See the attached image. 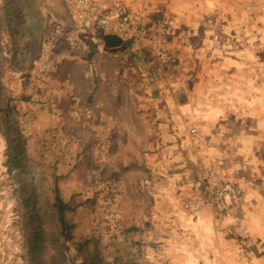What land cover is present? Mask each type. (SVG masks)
Segmentation results:
<instances>
[{"label": "rangeland", "instance_id": "374dc122", "mask_svg": "<svg viewBox=\"0 0 264 264\" xmlns=\"http://www.w3.org/2000/svg\"><path fill=\"white\" fill-rule=\"evenodd\" d=\"M97 1L164 21L171 60L154 37L107 49L101 30L77 33L66 0H0V264H42L31 240L55 186L75 208L65 264L84 240L96 264H217V228L229 261L246 258L235 218L264 193V0ZM208 171L243 189L230 216L184 206L211 201Z\"/></svg>", "mask_w": 264, "mask_h": 264}, {"label": "built area", "instance_id": "2783aa9c", "mask_svg": "<svg viewBox=\"0 0 264 264\" xmlns=\"http://www.w3.org/2000/svg\"><path fill=\"white\" fill-rule=\"evenodd\" d=\"M66 5L77 33L87 34L99 29L105 35L117 34L119 36L121 34L136 40L139 39L141 42L151 40V37H154L153 41L156 39H160L159 42L162 41L163 55L171 60V57L166 54L167 48L164 45L165 40L162 38L166 32L164 21H157L153 26L148 25L136 11L123 4H114L107 7L101 5L97 0H66ZM157 33H160L161 37H155ZM68 42L71 46H77L83 50L88 49L85 45L77 43L73 34L68 37ZM192 134L198 136V131L193 129ZM201 180L212 187L213 196L211 201L194 199L191 202H186L184 204L185 208L192 212H198L207 205H218L223 212L227 213L226 215L230 216L233 210L236 209V202L242 196L243 189L230 181L215 179L211 171H208L207 174L204 173ZM244 234H248V232L245 230Z\"/></svg>", "mask_w": 264, "mask_h": 264}, {"label": "trees", "instance_id": "16d2710c", "mask_svg": "<svg viewBox=\"0 0 264 264\" xmlns=\"http://www.w3.org/2000/svg\"><path fill=\"white\" fill-rule=\"evenodd\" d=\"M74 209L62 198L58 186H55L53 199L44 204L45 220H41L31 240V253L35 257L39 256L42 264H65L66 253L63 251L64 248L68 251L69 243L73 241L74 229L69 224L67 215ZM89 245V240L76 245V256L81 257L82 264H96Z\"/></svg>", "mask_w": 264, "mask_h": 264}, {"label": "crops", "instance_id": "0c3cea01", "mask_svg": "<svg viewBox=\"0 0 264 264\" xmlns=\"http://www.w3.org/2000/svg\"><path fill=\"white\" fill-rule=\"evenodd\" d=\"M261 153H264V151L262 150ZM261 163H264V156H262ZM231 171H234V168ZM231 171L229 169V173ZM235 222L250 229L251 237L249 240L251 243L249 245L243 244L249 250L248 256L242 259L243 255L234 253V259L229 261L227 240L224 239L221 230L217 228V264H264V193L247 194L240 204ZM232 245L236 247L235 242H231L230 246Z\"/></svg>", "mask_w": 264, "mask_h": 264}, {"label": "water", "instance_id": "95a60500", "mask_svg": "<svg viewBox=\"0 0 264 264\" xmlns=\"http://www.w3.org/2000/svg\"><path fill=\"white\" fill-rule=\"evenodd\" d=\"M102 40L107 49L119 48L124 43L123 39L117 35H105Z\"/></svg>", "mask_w": 264, "mask_h": 264}]
</instances>
